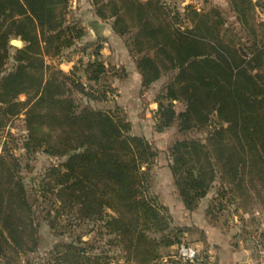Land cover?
Returning a JSON list of instances; mask_svg holds the SVG:
<instances>
[{
	"label": "trees",
	"instance_id": "obj_1",
	"mask_svg": "<svg viewBox=\"0 0 264 264\" xmlns=\"http://www.w3.org/2000/svg\"><path fill=\"white\" fill-rule=\"evenodd\" d=\"M95 1L99 10L111 8L109 15L100 14L114 18L115 29L129 27V12L136 17L133 47L142 53L154 50V55L145 53L137 61L144 87L176 71L157 97L156 130L174 124L181 131L212 125L205 140L186 138L170 147V170L184 206L195 210L216 182L250 196L251 186L264 181V45L254 46L253 58L247 59L242 50L249 54L248 48L236 35L227 42L221 14L214 19L192 6L187 11L206 21L208 34L200 33L196 22L186 25L181 15L169 19L165 11V22L156 20L155 12L165 9L158 0ZM67 6L68 0H0L2 117L25 115L26 155L43 152L64 159L48 167L42 180L43 189L56 198L51 228L75 212L119 237L128 262L164 264L163 249L183 242L168 208L151 194L150 168L158 150L144 136L130 133L131 122L120 110L80 106L73 97L77 92L90 100L108 98L101 83L107 67L98 55L79 67L85 80L74 69L65 73L48 64V58H58L83 36L82 29L66 19ZM255 9L250 5L247 14L238 5L234 10L243 26V16L251 14L253 26L264 33V21L255 17ZM12 36L23 41L22 48L9 44ZM10 57L14 64L7 71ZM21 94L26 95L24 101ZM176 100L185 102V110L176 111ZM8 155L9 160L0 157V260L13 264L37 248L39 236L21 162L13 152ZM255 167L262 177L252 176ZM65 246L64 252L56 248L54 264L99 263L84 247Z\"/></svg>",
	"mask_w": 264,
	"mask_h": 264
},
{
	"label": "rangeland",
	"instance_id": "obj_2",
	"mask_svg": "<svg viewBox=\"0 0 264 264\" xmlns=\"http://www.w3.org/2000/svg\"><path fill=\"white\" fill-rule=\"evenodd\" d=\"M140 1L147 2L149 0ZM150 1L157 2V0ZM158 3L163 5L166 10L156 11L155 13L158 14L156 20H161L164 23L166 19L165 11L169 19L181 15L180 18L186 25L192 27V24L196 22L198 31L203 34H208L206 21L194 17V14L189 13L192 11H187V7L192 6L194 10L207 13L208 16L214 19L217 18L216 14H221L226 23L225 27L228 29L227 36L229 40L227 42L232 43L233 35H236L238 42L241 40L248 48L250 55L242 50L247 59L253 58L254 46L264 45V33L262 28L258 30L253 26L252 15L243 16L245 22L243 26L234 10L239 5L248 14V7L250 5L255 6V17L259 21H264V0H158ZM99 8L100 6L97 5L95 0H68V6L64 12L65 17L82 29L83 36L76 38L74 45L65 48L58 58H48V64L55 65L57 69L65 73H69L74 69L85 80L82 70L78 69L82 67L86 55H94L95 57L98 55L105 62L107 71L101 83L107 87L108 98L105 100H90L77 92L73 93V97L80 106L88 105L93 108L120 110L122 115L124 114L131 122L130 133L144 136L153 144L158 150V156L150 168L151 194L164 206L167 203H173L176 206L179 204L180 195L170 170V163L172 162L169 152L170 147L181 139L196 138L205 140L212 129V125L181 131L177 124H174L164 131L159 132L156 130V111L159 106L157 97L165 91L167 84L176 71L165 72L157 81L148 87H144L141 73L137 68V61L146 52L142 53L133 47L139 29L138 25L132 24L136 17L132 12H129L125 16L129 27L117 26V29H115L114 18H103L101 16L102 13L109 15L111 8L103 7L100 10ZM57 12L59 15V11ZM255 30L256 33H254ZM163 36L164 34L159 36V42H161ZM14 38L21 40L19 37L12 36L9 38V44L14 48H22L24 45L22 40L21 46L11 44V39ZM253 38L260 41H254ZM146 54L154 55V50L148 51ZM257 63L258 61L255 60L254 64L257 65ZM13 64L14 59L10 57L6 65L7 71L13 68ZM25 99L26 95L21 94L20 100L24 101ZM4 105L1 103L0 109ZM174 107L177 112H180L185 110L186 104L183 100H176L174 101ZM0 124V157L4 155L5 160H9L8 152L11 151L19 158L21 173L38 224L39 244L37 248L28 251L15 260L13 264H54V256L58 254L56 248L60 247V251L64 252L65 245L69 244L84 247L88 255L99 257V263L94 260L88 264H138L128 262L125 243L121 242L119 237L112 233H106V230L100 226L101 223L79 219L75 212L65 215L56 228H51L50 221L54 217L56 198L53 191L43 189L42 180L48 167L64 159L43 152L31 156L26 155L23 146L28 132L23 113L17 116L8 114L2 117L0 110ZM4 143H7L6 149L8 151H5ZM251 174L254 178L262 177L257 167L251 171ZM228 188L229 191L226 190V186H221L219 182H216L209 191L211 195L209 203H205L202 209L211 215L213 221L217 220L224 224L226 229L234 230L235 237L240 239L244 246L250 250L249 253L253 259L252 264H255L258 253L255 248L254 236L259 231L261 222L264 221V181L263 184L258 181L257 186H251L250 196L242 197L238 193L230 192V186ZM223 190L225 191L221 194L220 192ZM106 211H109L108 207ZM257 211H260V215L255 214ZM172 227L181 228V242L196 247L193 241L186 239V234L190 237L199 238V231H189L184 226L174 224L173 217ZM177 245L178 243L163 249L162 263L199 264L203 263L202 261L208 257L205 248L197 247L198 259L195 262H187L178 256ZM211 261L213 262V260ZM0 264L8 263L6 260H0Z\"/></svg>",
	"mask_w": 264,
	"mask_h": 264
},
{
	"label": "crops",
	"instance_id": "obj_3",
	"mask_svg": "<svg viewBox=\"0 0 264 264\" xmlns=\"http://www.w3.org/2000/svg\"><path fill=\"white\" fill-rule=\"evenodd\" d=\"M210 196L209 192L199 202L197 210L193 211L184 206L181 197L176 206L173 203H167L174 224L184 226L189 231H199V238L186 234V239L193 241L196 248H205V253L208 254L207 259L199 264H252L250 250L244 246L240 239L235 237L234 230L226 229L224 224L217 220L213 221L211 215L202 209L205 203H209Z\"/></svg>",
	"mask_w": 264,
	"mask_h": 264
},
{
	"label": "built area",
	"instance_id": "obj_4",
	"mask_svg": "<svg viewBox=\"0 0 264 264\" xmlns=\"http://www.w3.org/2000/svg\"><path fill=\"white\" fill-rule=\"evenodd\" d=\"M93 58V55H86L84 64H86ZM255 214L260 215V211H257ZM254 237L255 248L258 253L255 264H264V221L261 222L259 231ZM177 252L178 256L187 262H194L196 259H198L199 256L197 248L195 246L186 244L184 242L177 245Z\"/></svg>",
	"mask_w": 264,
	"mask_h": 264
},
{
	"label": "water",
	"instance_id": "obj_5",
	"mask_svg": "<svg viewBox=\"0 0 264 264\" xmlns=\"http://www.w3.org/2000/svg\"><path fill=\"white\" fill-rule=\"evenodd\" d=\"M11 44L14 46H21L22 41L14 38V39H11Z\"/></svg>",
	"mask_w": 264,
	"mask_h": 264
}]
</instances>
